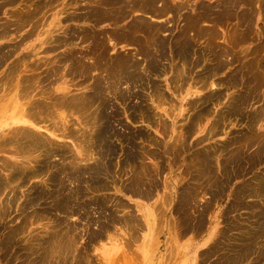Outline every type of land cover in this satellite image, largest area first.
I'll return each mask as SVG.
<instances>
[{"label": "rangeland", "instance_id": "1", "mask_svg": "<svg viewBox=\"0 0 264 264\" xmlns=\"http://www.w3.org/2000/svg\"><path fill=\"white\" fill-rule=\"evenodd\" d=\"M0 85V264H264V0H0Z\"/></svg>", "mask_w": 264, "mask_h": 264}, {"label": "bare ground", "instance_id": "2", "mask_svg": "<svg viewBox=\"0 0 264 264\" xmlns=\"http://www.w3.org/2000/svg\"><path fill=\"white\" fill-rule=\"evenodd\" d=\"M4 1H5V0H4ZM28 1H30V0H28ZM223 2H224V1H223ZM249 2H250V1H249ZM29 3H31V2H29ZM24 4H25V3H24ZM38 4H39V3H38ZM42 4H43V3H41V5H42ZM39 6H40V5H39ZM43 7H44V6H43ZM217 7H218V6H217ZM225 7H226V6H225ZM34 9H35V8H34ZM41 9H42V8H41ZM30 11H31V10H30ZM36 12H37V11H36ZM109 13H110V12H109ZM25 14H26V13H25ZM31 14H32V13H31ZM33 14H35V13L33 12ZM36 14H37V13H36ZM18 15H19V14H18ZM19 16H20V15H19ZM24 16H25V15H24ZM31 16H33V15H31ZM22 17H23V16H22ZM30 18H31V17H30ZM30 18H28V19H30ZM83 18H84V17H83ZM85 18H86V17H85ZM85 18H84V19H85ZM20 19H21V18H20ZM24 20H25V19H23V22H24ZM27 21H28V20H27ZM27 21H26V22H27ZM17 22H18V21H17ZM21 22H22V21H21ZM21 22H20V23H21ZM28 22H29V21H28ZM147 22H148V21H147ZM147 22H146V23H147ZM120 23H121V22H120ZM146 23H145V24H146ZM148 23H149V22H148ZM189 23H190V22H189ZM21 24H22V23H21ZM23 25H24V24H23ZM140 25H141V23H140ZM149 25H150V24H149ZM149 25H148V26H149ZM191 25H192V24H191ZM218 25H219V24H218ZM114 26H115V25H114ZM162 26H163V25H162ZM19 27H20V26H19ZM166 27H167V26H166ZM9 28H10V27H9ZM16 28H18V27H16ZM146 28H148V27L146 26ZM180 29H181V28H180ZM180 29H179V30H180ZM125 30H126V29H125ZM175 30H176V29H175ZM32 31H33V30H32ZM127 31H128V30H127ZM148 31H149V30H148ZM4 32H5V31H4ZM89 32H90V31H89ZM159 32H160V31H159ZM133 33H134V32H133ZM140 33H141V32H140ZM150 33H151V32H150ZM174 33H175V31H174ZM2 34H3V33H2ZM29 34H30V33H29ZM124 34H126V33H124ZM135 34H136V33H135ZM210 34H211V33H210ZM7 35H8V34H7ZM143 35H144V34H143ZM213 35H214V34H213ZM221 35H222V34H221ZM73 36H74V35H73ZM210 36H212V35H210ZM76 37H77V36H76ZM85 37H86V36H85ZM109 37H110V36H109ZM148 37H149V36H148ZM148 37H147V38H148ZM187 37H190V36H187ZM213 37H214V36H213ZM81 38H82V37H81ZM95 38H96V37H95ZM111 38H112V37H111ZM178 38H179V37H178ZM181 38H182V37H181ZM109 39H110V38H109ZM144 39H145V38H144ZM153 39H154V37H153ZM191 39H193V38H191ZM215 39H216V38H215ZM82 40H83V39H82ZM126 40H127V38H126ZM126 40H125V41H126ZM61 41H62V40H61ZM66 41H68V40H66ZM66 41L64 40V42H66ZM116 41H117V40H116ZM151 41H153V40H151ZM58 42H59V41H58ZM69 42H70V41H69ZM71 42H72V41H71ZM149 43H150V42H149ZM151 43H152V42H151ZM176 43H177V41H176ZM61 44H62V42H61ZM72 44H73V43H72ZM93 44H94V43H93ZM95 44H97V43H95ZM100 44H101V43H100ZM146 44H147V43H146ZM153 44H154V43H153ZM58 45H59V44H58ZM55 46H56V45H55ZM102 46H103V45H102ZM72 47H73V46H72ZM88 47H89V46H88ZM176 47H177V46H176ZM49 48H50V47H49ZM52 48H54V46H53ZM150 48H151V46H150ZM68 50H69V49H68ZM70 50H71V49H70ZM155 50H156V49H155ZM193 50H194V49H193ZM54 51H55V50H54ZM156 51H157V50H156ZM156 51H155V52H156ZM185 51H186V50H185ZM44 52H45V51H44ZM145 52H146V50H145ZM147 52H148V51H147ZM152 52H154V51H152ZM99 53H100V51H99ZM207 53H208V52H207ZM209 53H210V52H209ZM93 54H94V53H93ZM93 54H91V55L94 56ZM95 54H96V53H95ZM97 54H98V52H97ZM156 54H158V53H156ZM188 54H189V52H188ZM224 54H225V53H224ZM63 56L65 57V55H63ZM81 56H83V55H81ZM84 57H85V56H84ZM95 57H96V56H95ZM95 57H94V58H95ZM109 57H110V56H109ZM191 57H192V56H191ZM3 58H4V57H3ZM3 58H2V59H3ZM94 58H93V59H94ZM107 58H108V57H107ZM4 59H5V58H4ZM70 59H71V58H70ZM103 60H104V59H103ZM194 60H196V59H194ZM202 60H203V59H202ZM70 61H71V60H70ZM75 61H76V60H75ZM104 61H105V60H104ZM104 61H102V62H104ZM107 61H108V60H107ZM110 61H111V59H110ZM55 62H56V61H55ZM92 62H93V61H92ZM94 62H95V61H94ZM105 62H106V61H105ZM52 63H53V62H52ZM69 63H70V62H69ZM80 63H81V61H80ZM80 63H79V64H80ZM82 63H83V62H82ZM99 63H101V62H99ZM58 64H60V63H58ZM64 64H65V63H64ZM79 64H78V65H79ZM93 64H94V63H93ZM101 64H102V63H101ZM118 64H120V63L118 62ZM185 64H186V63H185ZM219 64H220V63H219ZM71 65H72V64H71ZM78 65H77V69H78ZM94 65H96V64H94ZM108 65H109V64H107V66H108ZM62 66H63V65H62ZM75 66H76V65H75ZM87 66H88V65H87ZM91 66H92V65H91ZM97 66H98V65H97ZM100 66H102V65H100ZM100 66H99V67H100ZM120 66H121V65H120ZM15 67H16V66H15ZM51 67H52V66H51ZM54 67H55V66H54ZM54 67H52V68H54ZM88 67H89V66H88ZM95 67H96V66H95ZM110 67H111V66H110ZM114 67H115V66H114ZM135 67H136V66H135ZM135 67H134V68H135ZM181 67H182V66H181ZM52 68H51V70H52ZM57 68H58V66H57ZM61 68H62V67H61ZM101 68L103 69L104 66L101 67ZM101 68H98V69H101ZM107 68H108V67H107ZM134 68H133V70H134ZM182 68H183V67H182ZM211 68H212V67H211ZM38 69H39V68H38ZM79 69H80V68H79ZM82 69H83V67H82ZM90 69H91V68H90ZM95 69H96V68H95ZM95 69H94V71H95ZM130 69H131V68H130ZM19 70H20V69H19ZM58 70H60L59 68L57 69V72L60 73ZM68 70H69V69H68ZM68 70H67V71H64V72L66 73V72H68ZM80 70H81V69H80ZM104 70H105V69H104ZM117 70H118V69H116V71H117ZM47 71H49V70L47 69ZM54 71H55V70H54ZM74 71H75V68H74ZM101 71H102V70H101ZM10 72H11V71H10ZM49 72H50V71H49ZM57 72H56V73H57ZM88 72H89V71H88ZM118 72H119V71H118ZM179 72H180V71H179ZM252 72H253V71H252ZM13 73H14V72H13ZM16 73H17V72H16ZM51 73H52V72H51ZM90 73H91V72H90ZM114 73H115V72H114ZM114 73H113V74H114ZM147 73H148V72H147ZM256 73H257V72H256ZM53 74H54V73H53ZM60 74H61V73H60ZM66 74H67V73H66ZM113 74H112V76H113ZM181 74H182V73H181ZM181 74H180V75H181ZM49 75H50V74H49ZM58 75H59V74H58ZM58 75H56V76H58ZM74 75H75V74H74ZM102 75H103V74H102ZM6 76H7V75H6ZM37 76H38V75H37ZM51 76H52V75H51ZM72 76H73V75H72ZM54 77H55V74H54ZM82 77H83V74H82ZM115 77H116V76H115ZM118 77H119V76H118ZM178 77H179V76H178ZM181 77H182V76H181ZM6 78H7V77H5V79H6ZM29 78H30V77H29ZM3 79H4V78H3ZM59 79H60V78H59ZM180 79H181V78H180ZM7 80H8V79H7ZM7 80H6V81H7ZM23 80H24V79H23ZM117 80H118V79H117ZM9 82H10V81H9ZM24 82H25V81H24ZM32 82H34V81H32ZM113 82H114V81H113ZM113 82H112V83H113ZM120 82H121V81H120ZM120 82H119V83H120ZM28 83H29V82H28ZM101 83H102V82H101ZM40 84H41V83H40ZM134 84H135V83H134ZM18 85H19V83H18ZM247 85H248V84H247ZM0 86H1V85H0ZM7 86H8V85H7ZM251 86H252V85H251ZM251 86H249V87H251ZM257 86H258V85H257ZM260 86H261V85H260ZM1 87H2V86H1ZM35 87H36V86H35ZM108 87H109V86H108ZM62 88H63V89H59V88H58V89L67 92V91H66L67 89H65L64 87H62ZM254 88L256 89V86H255ZM254 88H253V89H254ZM261 88H262V87H261ZM6 89H7V88H6ZM11 89H12V88H11ZM85 90H86V89H85ZM62 91H61V92H62ZM90 91H91V90H90ZM92 91H93V90H92ZM254 91H255V90H254ZM68 93H69V92H68ZM253 94H254V93H253ZM22 95H23V94H22ZM47 95H48V94H47ZM55 95H56V94H55ZM55 95H54V96H55ZM57 95L60 97L61 93H60V95H59V94H57ZM63 95H64V97H66L67 94L65 93V94H63ZM77 95H79V94H77ZM80 95H81V94H80ZM82 95L84 96L83 93H82ZM58 96H56V97H58ZM69 96H71V95L69 94ZM74 96H75V95H74ZM83 96H81V97H83ZM161 96H162V95H161ZM252 96H253V95H252ZM59 97H58L57 99L60 100ZM72 97H73V96H72ZM77 97H78V96H77ZM79 97H80V96H79ZM156 97H157V95H156ZM163 97H164V96H163ZM75 98H76V96H75ZM84 98H85V96H84ZM53 99H56V98H53ZM61 99H62V98H61ZM86 99H87V98H86ZM253 99H254V98H253ZM77 100H78V99H77ZM53 101H56V100H53ZM53 101H52V102H53ZM155 101H156V100H155ZM159 101H160V100H159ZM163 101H165V100H163ZM30 102H32V101H30ZM39 102H40V101H39ZM46 102H48V101H46ZM52 102H51V100H50V103H52ZM58 102H60L59 104H60L61 106H63V108H64V106L66 105L65 102H67V98H63L62 101H58ZM74 102H75V101H74ZM44 103H45V102H44ZM44 103H43V104H44ZM53 103H54V102H53ZM70 103H71V101H70ZM72 103H73V102H72ZM161 103H162V102H161ZM232 103H233V102H232ZM33 104H34V103H33ZM33 104H32V105L30 104L31 106H30V105H29V106L32 107ZM43 104H42V105H43ZM46 104H47V103H46ZM63 104H65V105H63ZM73 104H75V103H73ZM73 104H72V105H73ZM27 105H28V104H27ZM37 105H38V104H37ZM49 105H50V104H49ZM56 105H58V103H57ZM70 105H71V104H70ZM70 105H69V106H70ZM81 105H82V103H81ZM94 105H96V104H94ZM43 106L45 107V105H43ZM50 106H51V105H50ZM74 106H75V105H74ZM78 106H79V105H78ZM78 106L74 107V109H77ZM92 106H93V105H92ZM26 107H27V106H26ZM39 107H40V106H38V108H39ZM57 107H58V106H55L54 109H57ZM59 107H60V106H59ZM66 107H67V105L65 106V108H66ZM84 107H85V106H84ZM99 107H100V106H99ZM34 108H35V107H34ZM48 108H52V107H48ZM48 108H47V109H48ZM67 108H68V107H67ZM70 108H71V107H70ZM70 108H68V109H70ZM72 108H73V107H72ZM78 108H79V107H78ZM88 108H90V107H88ZM91 108H92V107H91ZM91 108H90V109H91ZM35 109H37V108H35ZM58 109H59V108H58ZM68 109H66V110H68ZM84 109H87V108L85 107ZM90 109H89V110H90ZM263 109H264V108H263ZM29 110H30V108H29ZM39 110H40V109H39ZM50 110H51V109H50ZM52 110H53V109H52ZM52 110H51V111H52ZM60 110H62L61 107H60ZM64 110H65V109H64ZM71 110H72V109H71ZM78 110H79V109H78ZM80 110L82 111V109H80ZM97 110H98V109H97ZM30 111H31V110H30ZM53 111H54V110H53ZM57 111H58V110H56V112H57ZM68 111H69V110H68ZM75 111H76V110H75ZM87 111H88V109H87ZM92 111H93V110H92ZM34 112H35V111H34ZM34 112H33V113H34ZM38 112H40V111H38ZM38 112H37V113H38ZM54 112H55V111H54ZM54 112H53V113H54ZM56 112H55V113H56ZM58 112H61V111H58ZM72 112H73V114H74V110H72ZM78 112H79V111H78ZM85 112H86V111H85ZM97 112H98V111H97ZM50 113H52V112H50ZM50 113H49V114H50ZM55 113H54V114H55ZM66 113H68V112L66 111ZM76 113H77V111L75 112V114H76ZM92 113H93V112H92ZM92 113H91L90 115H92ZM95 113H96V112H95ZM108 113H109V112H108ZM41 114L43 115L42 112H41L40 114L38 113V115H41ZM54 114H53V115H54ZM82 114H83V113H82ZM88 114H89V113H88ZM93 114H94V113H93ZM96 114H97V113H96ZM38 115H37V116H38ZM46 115L49 116L48 113H47ZM50 115H51V114H50ZM94 115H95V114H94ZM94 115H93V116H94ZM17 116H18L17 119H16V118H13L12 123L14 122L15 124H19V123H21V124H23V125H29V126L31 125L32 127L34 126V127H38V128L41 129V127H40L38 124H36V122H35V121L37 120L36 117H35V115L32 114V113H30V112H28V109H26L25 107H22L21 111L18 112ZM59 116L62 117L63 114H61V115H59ZM65 116H66V115H65ZM65 116H63L62 118H60L61 120L59 119V120L61 121V123H60V121H59L60 124H57V123H56V124H54L53 126L51 125L52 128H48V126L45 127V131L49 133V136H50L51 139H57V138H58V139H65V138H68V137L72 138V135L69 136L70 132H69V128H68V126H70V125H68L69 123L67 122V119L65 118ZM75 116H76V115H75ZM75 116H74V117H75ZM87 116H88V115H87ZM87 116H84V117L87 118ZM44 117H45V116H44ZM51 117H52V115H51ZM53 117H56V115L53 116ZM69 117H70V116H69ZM80 117H81V115H80V116L78 115L77 118L79 119ZM90 117H92V116H90ZM90 117H89V118H90ZM95 117H96V116H95ZM56 118H57V117H56ZM89 118H88V119H89ZM42 119H43V118H42ZM42 119H41V120H42ZM49 119H50V118H49ZM51 119H52V118H51ZM51 119H50V120H51ZM69 119H70V118H69ZM69 119H68V120H69ZM88 119H87V120H88ZM91 119H92V118H91ZM256 119H257V118H256ZM45 120H46V119H45ZM75 120H77V119L74 118V121H75ZM93 120H96V119H93ZM93 120H92V121H93ZM39 121H40V120H39ZM71 121H73V119L70 120L69 122H71ZM74 121H73V122H74ZM112 121H113V120H112ZM73 122H72V123H73ZM77 122H78V121H76L75 123L77 124ZM83 122H84V124H85L87 121H86V120H85V121L83 120ZM90 122H91V121H90ZM95 122H96V121H95ZM101 122H102V121H101ZM101 122H100V123H101ZM37 123H38V121H37ZM40 123H41V122H40ZM43 123H44V122H43ZM50 123L52 124L53 122H50ZM50 123H49V124H50ZM100 123H99V125H100ZM114 123H115V122H114ZM46 124H47V123H46ZM88 124H90V123L88 122ZM92 124H93V123H92ZM115 124H116V123H115ZM37 125H38V126H37ZM72 125L74 126V124H72ZM72 125H71V126H72ZM77 125H79V127L76 128ZM77 125L74 127V129H75V128L77 129V132L82 131L83 133H85L86 131H88L86 128H85L86 131H84V130H80V131H79L80 127H82V125H83L82 122H81V124H80V122H79V124H77ZM86 125H87V124H86ZM96 125H97V123H96ZM17 126H18V125H17ZM43 126H44V125H43ZM51 126H50V127H51ZM93 126H95V124H93ZM93 126L91 125V127H93ZM88 127H90V126H88ZM23 128L26 129L25 127H23ZM78 128H79V129H78ZM94 128H96V127H94ZM21 129H22V126H21ZM28 129H29V128H27L26 131H27ZM82 129H84V127H82ZM90 129H91L90 132H93V130H92L93 128H90ZM9 130H10V129H9ZM15 130H16V129H15ZM15 130H14V131H15ZM19 130H20V129H19ZM31 130H32V129H31ZM31 130L29 129L28 131L32 132ZM70 130H72V129H70ZM94 130H95V129H94ZM7 131H8V129H7ZM12 131H13V129L11 130V132H12ZM14 131H13V132H14ZM17 131H18V130H17ZM18 132H19V131H18ZM21 132H22V130H21ZM34 132H35V131H34ZM73 132H74V131H72V133H73ZM88 132H89V131H88ZM88 132H87V136H89L90 134H92V133H90V132H89V133H90V134H89ZM9 133H10V131H9ZM25 133H26V132H25ZM37 133H38V132H37ZM74 133H76V132H74ZM7 134H8V133H7ZM10 134H11V133H10ZM23 134H24V133H23ZM27 134H29V132H28ZM30 134H32V133H30ZM30 134H29V135H30ZM34 134H35V133H34ZM43 134H44V133H43ZM80 134H81V133H80ZM80 134H79V135H80ZM211 134H212V133H211ZM21 135H22V133H21ZM25 135H26V134H25ZM38 135H39V133H38ZM36 136H37V135H36ZM47 136H48V135H47ZM47 136H45V137L47 138ZM81 136H82V135H81ZM91 136H92V135H91ZM149 136H150V135H149ZM13 137H15V136H13ZM16 137H17V136H16ZM16 137H15V138H16ZM22 137H23V136H22ZM43 137H44V135H43ZM18 138H19V137H18ZM32 138H34V137H32ZM32 138L30 139V141L32 140ZM35 138H36V137H35ZM38 138H39V136H38ZM74 138H75V137H74ZM78 138H79V137H78ZM81 138H82V137H81ZM83 138H84V136H83ZM88 138H89V137H88ZM92 138H93V137H92ZM3 139H4V138H3ZM10 139H12V138H10ZM16 139H17V138H16ZM28 139H29V138H28ZM40 139H41V138H40ZM86 139H87V138H85V140H86ZM115 139H116V138H115ZM139 139H141V138H139ZM139 139H138V140H139ZM5 140H6V139H5ZM20 140H21V138H20ZM23 140H24V139H23ZM44 140H45V138H44ZM119 140H120V139H119ZM13 141H14V140H13ZM27 141H28V140H27ZM32 141H33V140H32ZM49 141H50V140H49ZM49 141H48V142H49ZM53 141H54V140H53ZM78 141H79V140H78ZM150 141H151V140H150ZM15 142H17V141H15ZM20 142H21V141H20ZM20 142H19V143H20ZM23 142H24V141H23ZM23 142H22V144H23ZM35 142H36V141H35ZM83 142H84V143H87L88 141H86V142L83 141ZM91 142H92V141H91ZM111 142H112V141H111ZM2 143H3V142H2ZM10 143L12 144L13 142H12V141H11V142L9 141V144H10ZM51 143H52V142H51ZM116 143H118V142H116ZM7 144H8V143L6 142V145H7ZM9 144H8V145H9ZM41 144H42V141H41ZM44 144H45V143H44ZM52 144H53V147H54L55 143L53 142ZM66 144H67V143H66ZM80 144H81V143H80ZM80 144H79V145H80ZM88 144H90V142H88ZM88 144H87V145H88ZM119 144H120V143H119ZM148 144H149V143H148ZM6 145H4V146H6ZM17 145H18V144H17ZM17 145H16V146H17ZM23 145H24V144H23ZM29 145H30V144H29ZM34 145H35V144L33 143V146H34ZM46 145H47V144H46ZM57 145H58V144H56V146H57ZM59 145H60V144H59ZM59 145H58V146H59ZM63 145H64V144H63ZM79 145H78V146H79ZM85 145H86V144H85ZM85 145H84V146H83V145H80L79 148H76V151H77V154H78V155L82 156V151L84 150V149L82 150V146H83V148H85V147H86ZM121 145H122V144H121ZM127 145H128V144H127ZM127 145H126V146H127ZM233 145H234V144H233ZM0 146H3V145L0 144ZM21 146H22V145H21ZM44 146H45V145H44ZM49 146H50V145H49ZM61 146H62V145H61ZM68 146H71V145H68ZM40 147H41V146H40ZM46 147H47V146H46ZM53 147H51V148H53ZM64 147H66V145H65ZM88 147H89V146H88ZM91 147H92V146H91ZM91 147H90V149L92 150ZM119 147H120V146H119ZM165 147H166V146H165ZM171 147H172V146H171ZM171 147H170V148H171ZM6 148H7V147H6ZM14 148H15V147H14ZM21 148H22V147H21ZM23 148H24V147H23ZM32 148H33V147H32ZM51 148H50V149H51ZM15 149H17V148H15ZM26 149H27V147H26ZM50 149H49V150H50ZM53 149H54V148H53ZM59 149H60V148H59ZM62 149H63V148H62ZM69 149H70V147H69ZM72 149H73V148H72ZM86 149H87V148H86ZM173 149H174V148H173ZM3 150H4V147H3ZM17 150H18V149H17ZM21 150H22V149H21ZM29 150H30V149H29ZM29 150L27 149L28 152H29ZM32 150H33V149H32ZM37 150H38V149H37ZM37 150H36V151H37ZM45 150H46V149H45ZM60 150H61V149H60ZM63 150H64V149H63ZM65 150H66V148H65ZM87 150H88V149H87ZM87 150H86V151H87ZM93 150H94V149H93ZM38 151H39V150H38ZM70 151H71V150H70ZM73 151H74V150H73ZM13 152H14V150H13ZM24 152H25V151H24ZM40 152H41V151H40ZM47 152H48V151H47ZM88 152H89V150L87 151V153H86V152H85V153L88 154ZM91 152H92V151H91ZM165 152H166V151H165ZM22 153H23V152H22ZM42 153H43V152H42ZM42 153H41V154H42ZM69 153H70V152H69ZM74 153H75V152H74ZM89 153H90V152H89ZM92 153H93V152H92ZM94 153H96V152H94ZM121 153H122V152H121ZM145 153H146V152H145ZM30 154H31V153H30ZM32 154H33V152H32ZM47 154H48V153H47ZM75 154H76V153H75ZM18 155H19V154H18ZM26 155H27V154H26ZM67 155H68V154H67ZM70 155H71V154H70ZM84 155H85V154H84ZM84 155H83V159H81L82 161L84 160ZM91 155H92V154H90V156H91ZM93 155H94V154H93ZM93 155H92V156H93ZM95 155H96V154H95ZM95 155L93 156L94 158H95ZM120 155H121V154H120ZM143 155H144V154H143ZM206 155H207V154H206ZM23 156H24V155H23ZM27 156H29V154H28ZM72 156H73V155H72ZM86 156H87V155H86ZM97 156H98V155H97ZM18 157H19V156H18ZM37 157H38V156H37ZM51 157H52V156H51ZM63 157H64V156H63ZM74 157H76V156H74ZM74 157H73V159H74ZM93 157L91 158L92 161H93ZM153 157H154V155H153ZM87 158H88V156H87ZM97 158H99V157H97ZM141 158H142V157H141ZM30 159H31V158H30ZM32 159H33V158H32ZM32 159H31V160H32ZM37 159H38V158H37ZM37 159H36V160H37ZM40 159H41V158H40ZM54 159H57V157H56V158L54 157L52 160H54ZM58 159H59V158H58ZM73 159H72V161H73ZM89 159H90V157H89ZM89 159L86 160V157H85V160H84V161H88V162H89ZM116 159H117V158H116ZM157 159H158V158H157ZM6 160H7V159H5V161H6ZM33 160H34V159H33ZM52 160H50V161H52ZM66 160H67V159H66ZM75 160H76V159H74V161H75ZM81 160H79V162H80ZM1 161H2V160H1ZM7 161H8V160H7ZM7 161H6V162H7ZM9 161H10V160H9ZM9 161H8V162H9ZM60 161H61V160H60ZM77 161H78V160H77ZM77 161H76V164H77ZM82 161H81V162H82ZM139 161H140V160H139ZM141 161H142V160H141ZM141 161H140V162H141ZM21 162H22V161H21ZM31 162H32V161H31ZM67 162H68V161H67ZM79 162H78V163H79ZM81 162H80V164H81ZM94 162H95V160H94ZM4 163H5V162H4ZM13 163H14V162H13ZM15 163H16V162H15ZM22 163H23V162H22ZM65 163H66V162H65ZM69 163L71 164L70 161H69ZM69 163H68V165H69ZM84 163H86V162H84ZM104 163H105V161H104ZM118 163H119V162H118ZM6 164H7V163H6ZM9 164L11 165V163H9ZM16 164H17V163H16ZM16 164H15V165H16ZM25 164H26V163H25ZM34 164H35V163H34ZM86 164H87V163H86ZM88 164H89V163H88ZM112 164H113V163H112ZM2 165H3V164H2ZM7 165H8V164H7ZM10 165H9V166H10ZM15 165H13V166H15ZM72 165H73V164H72ZM82 165H84V164H82ZM116 165H117V164H116ZM156 165H157V164H156ZM3 166H4V165H3ZM3 166H2V167H3ZM13 166H12V168H14ZM21 166H23V165H21ZM24 166H25V165H24ZM24 166H23V167H24ZM30 166H32V165H30ZM65 166H66V165H65ZM76 166H77V165H76ZM96 166H97V165H96ZM6 167H7V166L5 165V168H6ZM15 167H16V169H17V166H15ZM18 167L21 168L20 166H18ZM23 167H22V168H23ZM78 167H81V166H79V164H78ZM82 167H85V166H82ZM63 168H64V167H63ZM66 168H67V167H66ZM74 168H75V166H74ZM142 168H143V167H142ZM152 168H156V167H152ZM29 169H30V168H29ZM31 169H32V168H31ZM45 169H46V168H45ZM50 169H51V168H50ZM55 169H56V168H55ZM71 169H72V167H71ZM71 169H69V170H71ZM77 169H78V168H77ZM117 169H118V168H117ZM5 170H8V168L5 169ZM5 170H4V168H3V171H5ZM11 170L14 172L13 169H11ZM11 170H10V171H11ZM20 170H21V169H20ZM26 170H28V169L26 168ZM62 170H63V169H62ZM65 170H66V169H65ZM127 170H128V169H127ZM153 170H156V169H153ZM45 171H46V170H45ZM77 171H78V170H77ZM151 171H152V170H151ZM47 172H48V171H47ZM129 172H130V171H129ZM154 172L156 173V171H154ZM154 172H153V173H154ZM157 172H158V171H157ZM15 173H16V172H15ZM63 173H65V171H64ZM150 173H151V172H150ZM20 174H21V173H20ZM42 174H43V173H42ZM44 174H45V173H44ZM104 174H105V173H104ZM145 174H146V173H145ZM39 175H40V172H39ZM61 175H62V174H61ZM63 175H64V174H63ZM76 175H77V174H76ZM112 175H113V174H112ZM67 176H68V175H67ZM144 176H145V175H144ZM48 177H49V176H48ZM48 177H47V178H48ZM145 177H146V176H145ZM8 178H10V177L8 176ZM29 178H30V177H29ZM106 178H107V177H106ZM147 178H148V177H147ZM204 178H205V177H204ZM6 179H7V178H6ZM18 179H19V178H18ZM18 179H15V180H18ZM1 180H2V179H1ZM59 180H60V178H59ZM107 180H108V179H107ZM134 180H136V179H134ZM8 181H9V180H8ZM12 181H14V179H13ZM69 181H70V180H69ZM144 181H145V180H144ZM10 182H11V181H10ZM71 182H72V181H71ZM127 182H128V181H127ZM4 183H5V182H4ZM75 183H76V182H75ZM210 183H211V182H210ZM210 183H209V184H210ZM259 183H260V182H259ZM11 184H12V183H11ZM262 184H264V183H262ZM124 185H125V184H124ZM260 185H261V184H260ZM4 186H5V185H4ZM6 186H8V185H6ZM85 186H86V185H85ZM2 187H3V186H2ZM135 187H138V184H137V186H135ZM260 187H261V186H260ZM3 188H4V187H3ZM167 188H168V186H167ZM88 189H89V188H88ZM115 189H116V188H115ZM118 189H120V188H118ZM218 189H219V188H218ZM251 189H252V188H251ZM256 189H257V188H256ZM89 190H90V189H89ZM135 190H136V189H135ZM257 190H258V189H257ZM257 190H256V191H257ZM31 191H32V190H31ZM258 191H259V190H258ZM61 192H62V191H61ZM66 192H67V191H66ZM66 192H65V193H66ZM121 192H122V191H121ZM218 192H219V191H218ZM117 193H118V192H117ZM123 193H124V192H123ZM254 193H255V192H254ZM121 194H122V193H121ZM124 194H125V193H124ZM129 194H130V193H129ZM259 194H260V193H259ZM105 195H106V194H105ZM116 195H117V194H116ZM130 195H131V194H130ZM166 195H167V194H166ZM182 195H183V194H182ZM251 195H252V194H251ZM76 196H77V194H76ZM102 196H103V195H102ZM141 196H142V195H141ZM146 196H147V195H146ZM152 196H153V195H152ZM147 197H148V196H147ZM260 197H261V195H260ZM189 198H190V197H189ZM147 200H148V199H147ZM151 200H152V199H151ZM164 200H165V199H164ZM195 200H196V199H195ZM82 201H83V200H82ZM165 201H166V200H165ZM67 202H68V201H67ZM71 202H72V201H71ZM109 202H110V201H109ZM166 202H167V201H166ZM192 202H193V201H192ZM255 202H256V201H255ZM4 203H5V202H4ZM83 204H84V203H83ZM116 204H117V203H116ZM165 204H166V203H165ZM191 204H192V203H191ZM3 205H4V204H3ZM75 205H76V203H75ZM95 205H96V204H95ZM89 206H90V205H89ZM129 207H130V206H129ZM1 208H2V207H1ZM8 208H9V207H8ZM51 208H52V207H51ZM74 208H75V206H74ZM80 208H81V207H80ZM260 208H261V207H260ZM10 209H11V208H10ZM251 209H252V208H251ZM8 210H9V209H8ZM59 210H60V209H59ZM191 210H192V209H191ZM262 210H264V209H262ZM1 211H2V210H1ZM60 211H61V210H60ZM102 211H103V210H102ZM192 211H193V210H192ZM61 212H62V211H61ZM86 212H87V211H86ZM256 212H257V211H256ZM256 212H255V213H256ZM192 213H193V212H192ZM251 213H252V212H251ZM259 213H260V211H259ZM126 214H127V213H126ZM126 214H125V215H126ZM129 214H130V213H129ZM260 214H261V213H260ZM132 215H133V214H132ZM135 215H136V214H135ZM256 215H257V214H256ZM130 216H131V214H130ZM254 216H255V215H254ZM123 217H125V216H123ZM257 217H258V216H257ZM262 217H263V216H262ZM112 218H113V217H112ZM129 218H130V217H129ZM131 218H133V217L131 216ZM135 218H136V216H134V220L136 221ZM116 219H117V218H116ZM119 219H120V218H119ZM124 219H125V218H124ZM126 219H127V218H126ZM201 219H202V218H201ZM248 219H249V218H248ZM261 219H262V218H261ZM111 220H112V219H111ZM120 220H121V219H120ZM138 220H139V219H138ZM138 220H137L136 223H138V222L140 221V220H139V221H138ZM254 220H255V219H254ZM122 221H123V220H122ZM126 221H127V220H126ZM257 221H258V220H257ZM132 222L135 223L133 220H132ZM141 222H142V221H141ZM263 222H264V221H263ZM139 223H140V222H139ZM187 223H188V222H187ZM240 223H241V222H240ZM111 224H112V223H111ZM128 224H129V223H128ZM140 226H141V225H140ZM187 226H188V225H187ZM189 226H190V225H189ZM189 226H188V227H189ZM193 226H194V225H193ZM128 227H129V226H128ZM137 227H138V225H137ZM194 227H195V226H194ZM21 228H22V227H21ZM133 228H134V226H133ZM139 228H140V227H138V229H139ZM197 228H198V227H197ZM184 229H185V228H184ZM54 231H55V230H54ZM191 231H192V230H191ZM249 231H250V230H249ZM51 232H52V231H51ZM137 232H138V231H137ZM54 234H55V233H54ZM133 234H134V233H133ZM244 234H246V233H244ZM262 234H264V233H262ZM251 235H252V234H251ZM11 236H12V235H11ZM240 236H241V235H240ZM254 236H256V235H254ZM258 236H259V235H258ZM261 236H262V235H261ZM6 237H7V236H6ZM54 237H55V236H54ZM100 237H101V236H100ZM47 238H48V237H47ZM47 238H46V239H47ZM102 238H103V237H102ZM245 238H246V237H245ZM249 238H250V237H249ZM258 238H259V237H258ZM258 238H257V239H258ZM1 240H2V239H1ZM3 240H4V239H3ZM3 240H2V241H3ZM53 240H56V239H53ZM53 240H52V241H53ZM247 240H248V239H247ZM4 241H5V240H4ZM30 241H31V240H30ZM260 241H261V240H260ZM7 242H8V241H7ZM50 242H51V241H50ZM217 242H218V241H217ZM221 242H222V241H221ZM244 242H245V241H244ZM241 243H242V242H241ZM245 243H246V242H245ZM238 244H239V243H238ZM255 244H256V243H255ZM259 244H260V243H259ZM29 245H30V244H29ZM42 245H43V244H42ZM51 245H52V244H51ZM212 245H213V244H212ZM228 245H229V244H228ZM217 246H220V245H217ZM242 246H243V245H242ZM256 246H258V244H257ZM261 246H262V245H261ZM261 246H260V247H261ZM51 247H52V246H51ZM27 249H28V248H27ZM30 249H31V248H30ZM226 249H227V248H226ZM228 249H229V248H228ZM256 249H257V248H256ZM256 249H255V250H256ZM260 249H261V248H260ZM31 250H33V249H31ZM38 250H39V249H38ZM215 250H216V249H215ZM221 250H222V249H221ZM25 251H26V250H25ZM28 251H29V250H28ZM36 251H37V250H36ZM253 251H254V250H253ZM207 252H208V251H207ZM29 253H30V252H29ZM242 253H243V252H242ZM215 254H216V253H215ZM259 254H260V253H259ZM252 255H253V254H252ZM254 255H255V254H254ZM261 255H262V254H261ZM232 256H233V255H232ZM247 256H248V255H247ZM247 256H246V257H247ZM202 257H203V256H202ZM256 257H257V256H256ZM217 258H218V257H217ZM232 258H233V257H232ZM237 258H238V257H237ZM247 258H248V257H247ZM258 258H259V256H258ZM239 259H240V258H239ZM228 260H229V259H228ZM232 260H233V259H232ZM243 260H244V259H243ZM252 260H253V259H252ZM260 260H261V259H260ZM261 262H262V261H261ZM215 263H216V262H215ZM253 263H254V262H253ZM257 263H258V262L256 261V264H257ZM33 264H34V263H33ZM237 264H238V263H237Z\"/></svg>", "mask_w": 264, "mask_h": 264}]
</instances>
